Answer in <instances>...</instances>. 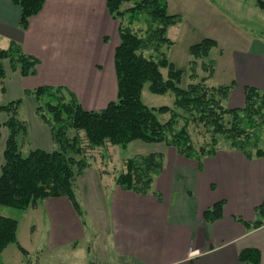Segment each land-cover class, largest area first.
Returning a JSON list of instances; mask_svg holds the SVG:
<instances>
[{
    "label": "crops",
    "instance_id": "obj_1",
    "mask_svg": "<svg viewBox=\"0 0 264 264\" xmlns=\"http://www.w3.org/2000/svg\"><path fill=\"white\" fill-rule=\"evenodd\" d=\"M20 15L13 0H0V48L20 42L26 53L38 58L37 73L24 76L6 61L0 104L22 98L19 116L28 125L26 136L18 138L22 152L51 151L56 148L51 129L28 91L64 85L86 109L105 108L117 98L118 22L108 12L107 0H46L27 29L21 28ZM110 34L115 38L111 43ZM248 42L232 52V64H223L218 80L221 85L232 81L228 107L244 106L248 85L264 90V39ZM25 95L32 99L31 119L22 114ZM1 113L0 121L5 122L7 114ZM8 134L2 125L0 162ZM168 147L162 151L164 166L147 194L120 186L114 175L105 180L110 173L102 164L93 163L79 175L76 192L86 212L85 224L64 196L29 207L43 214L47 225L42 242L22 243L27 254H19L18 263L246 264L240 253L253 247L261 251L264 264V225L248 229L245 224L256 218V208L264 201V157L249 158L237 149L221 147L198 161ZM94 166L97 170L91 173ZM219 200L225 202L222 217L205 221L204 211ZM10 245L0 252V264L15 263Z\"/></svg>",
    "mask_w": 264,
    "mask_h": 264
},
{
    "label": "trees",
    "instance_id": "obj_2",
    "mask_svg": "<svg viewBox=\"0 0 264 264\" xmlns=\"http://www.w3.org/2000/svg\"><path fill=\"white\" fill-rule=\"evenodd\" d=\"M13 1L21 10L22 29L28 28L31 17L39 14L46 2ZM256 4L264 10V0H256ZM107 9L118 22L120 39L114 53L117 98L103 109H86L67 86L41 85L29 90L36 98L39 116L51 129L56 148L51 151L35 148L27 154H23L18 139L28 130L27 122L19 116L22 98L0 104V111L7 114L5 122L0 121V138L2 125L9 132L0 162L1 204L23 212L42 199L64 196L85 224L86 212L76 192L77 178L93 165L89 151L108 143L127 146L138 139L163 142L181 155L201 161L221 148L218 137L221 135L230 148L247 157H264L263 89L246 86L244 106L228 107L224 102L233 84L208 85L206 78L214 72L212 64L205 66L206 77L196 80L192 74L194 81L183 87L182 70L176 68L166 53V47L174 43L168 36L169 28L180 23L182 16L170 13L168 0H107ZM215 45V39L204 38L193 44L190 52L195 59H202ZM6 61L24 76L37 73L38 58L26 53L18 41L0 48V81L7 75ZM147 83L153 93L173 92L174 104L158 107L146 104L142 93ZM164 113L171 115L164 120L159 116ZM192 124L203 126L211 134V140L197 146L190 130ZM102 153L107 156V152ZM164 159L162 151L128 158L124 168L117 174L114 172L115 181L126 189L147 194L164 166ZM224 203L219 200L208 207L204 211L205 221L222 217ZM245 224L248 229L264 225V201L256 208V218ZM18 225L17 217L0 214V252L11 243H18ZM19 247L27 254L23 246ZM239 257L246 264H261L258 248L243 249Z\"/></svg>",
    "mask_w": 264,
    "mask_h": 264
},
{
    "label": "rangeland",
    "instance_id": "obj_3",
    "mask_svg": "<svg viewBox=\"0 0 264 264\" xmlns=\"http://www.w3.org/2000/svg\"><path fill=\"white\" fill-rule=\"evenodd\" d=\"M170 13H178L182 16V21L177 25L171 26L168 36L174 41L173 45L166 47L168 58L174 62L176 68L182 70L181 85L186 87L193 82L192 74L196 80H201L208 75L205 66L212 64L215 74L206 78L208 85L218 86V80L223 77V64H232V52L239 48L246 47L249 42L262 38L264 39V11L256 4V0H170ZM204 38H212L217 41L209 55L205 58L195 59L191 52V46ZM114 35L110 34L109 43L114 41ZM222 53L224 56L221 57ZM193 60H196L194 63ZM231 68V67H230ZM166 72V69H164ZM230 74V72H229ZM232 74V71H231ZM229 78V75L226 77ZM228 81L227 84H231ZM143 100L149 106H161L174 104L175 94L168 92L166 94L153 93L149 89L148 83L145 85L142 93ZM31 97L25 95L22 114L31 119L29 104ZM229 101L224 104L228 106ZM32 104V103H31ZM3 112V111H1ZM3 113L0 114V117ZM170 113L159 114L161 119H168ZM30 134H33L32 124L29 126ZM35 130H37L35 128ZM191 134L197 146H201L211 140V134L203 126L191 125ZM4 132V131H3ZM84 136V133H82ZM26 136V135H25ZM30 137L27 134V138ZM219 146L229 147L224 137L219 135ZM4 141L1 139V143ZM261 145H264V133ZM168 145L163 142L151 143L143 140H134L127 146L106 144L101 149L89 151V161L102 164L109 171V176L105 180H110L115 174L124 168V163L128 158L148 154L151 152L166 151ZM169 148V147H168ZM23 152L27 154L26 150ZM102 152H107V156H102ZM96 166L91 173H94ZM0 214L19 218L17 230L18 243L13 242L10 245V257L18 263V255L23 251L19 249V244L32 245L42 242L43 230L47 225L44 215L33 211L32 208L26 211H20L18 208L7 206L0 203ZM35 253V252H34ZM73 261V260H72ZM73 264H75L73 262ZM101 264H116L111 263Z\"/></svg>",
    "mask_w": 264,
    "mask_h": 264
}]
</instances>
